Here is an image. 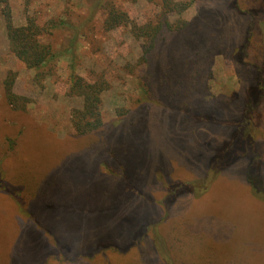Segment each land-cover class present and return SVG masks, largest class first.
Returning <instances> with one entry per match:
<instances>
[{"label":"rangeland","instance_id":"374dc122","mask_svg":"<svg viewBox=\"0 0 264 264\" xmlns=\"http://www.w3.org/2000/svg\"><path fill=\"white\" fill-rule=\"evenodd\" d=\"M174 1L190 7L179 17L168 15V21L173 28L179 21L188 25L161 31L149 56L146 40L131 33L130 22L107 30L105 20L113 6L137 26L156 24L163 21L162 0L10 1L15 27L28 18L42 28L53 21L43 41L59 54L41 79L11 53L0 8V173L12 193L0 192V264H32L41 254L43 264H68L55 255L54 244L71 247L66 258L73 260L82 255H76V245L88 248L104 238L111 245L83 252L86 258L76 263L264 264V201L251 195L244 162L222 173L200 197L178 194L166 202L165 190L204 177L208 156L231 134L224 122L233 115V93L237 101L258 70L264 72V0H235L233 9V0ZM192 31L199 34L195 38L218 33L222 41L226 38L209 62L199 94L200 111L214 116L218 125L195 126L168 110L174 102L170 88H180L174 81L163 83L158 72L162 67L187 72L183 66L193 52L186 38ZM71 72L89 83H106L103 126L92 135L79 136L71 125L72 111L82 107L80 98L68 95ZM10 74L14 94L26 99L24 110L12 109L5 100ZM260 111L255 141L264 182V104ZM135 113L147 126L129 133L126 126ZM115 136L128 163V181L121 187V167L92 146L106 138L111 144ZM91 146L99 171L85 155ZM49 183L45 194L51 204L30 206L35 190ZM154 223L175 237L167 262L153 242ZM30 232L41 237L32 241Z\"/></svg>","mask_w":264,"mask_h":264},{"label":"trees","instance_id":"16d2710c","mask_svg":"<svg viewBox=\"0 0 264 264\" xmlns=\"http://www.w3.org/2000/svg\"><path fill=\"white\" fill-rule=\"evenodd\" d=\"M10 1L12 0H0V8L2 9V16L5 22V30L7 39L9 42V48L11 53L21 61L28 69L34 70L37 73L39 79L44 78L46 75L45 71L50 67L52 62L56 59L59 53H55L56 50L50 45L43 41V38L48 33L52 31L53 26L50 21L49 25L46 27H39L34 19H26V24L24 26L15 27L12 23L11 11L9 8ZM28 5L33 0H19ZM235 6V0L229 5V9H233ZM98 6H94L90 9V19L95 15ZM190 7V4H185L182 2H176L174 0H162L163 9V21H159L156 24L148 23L143 26H137L133 22L129 21L125 14L117 12L113 6L107 13V18L105 20V26L107 30H112L120 26H127L131 23V33L136 37H140L146 40L147 47L145 48V56L150 54L151 50L155 47L158 34L161 31H181L186 29L187 22H178L173 28V24L167 19L168 15L181 16ZM226 10V11H229ZM200 33V31L198 30ZM198 32L192 31L187 39V45L192 50L193 55L186 62L183 68L186 69L184 74L176 71L173 67H162V71L158 72L161 74L160 78L163 83L167 81H174L175 85L180 89L170 88L172 93L170 97L174 102L171 104L173 111L176 114L184 115L191 120L192 124L198 126L200 124H210L218 125L220 124L214 116L208 115L200 111L201 100L199 94L201 91V86L203 82L208 79V68L209 62L216 52L220 49L224 41L219 38V33L217 36L202 37L194 36L199 35ZM202 35V34H200ZM73 43L71 45L73 46ZM72 54V49L68 51ZM162 55V54H161ZM159 58V55L152 56ZM162 61V60H161ZM165 64L168 61L163 60ZM264 72L262 69L258 70V74L254 76L253 85L247 88L243 94V97L238 99L237 93H233L232 98L236 103L234 105L233 115L231 119L224 122V125L230 129L231 134L227 139L214 150L210 156H208L206 162V171L204 177L198 181H184L178 184H171L166 190L169 201L170 196H176L178 194L191 195L193 197H200L211 183L216 180L222 173L226 172L228 169L238 164L239 162H244V181L247 186L250 187L251 195L259 201H264V182H263V161L259 153L258 146L255 141V134L259 131L261 125V111L262 105L264 104ZM14 85V75L10 76L4 82V96L7 104L14 110H24L26 107V99L17 96L13 92ZM106 83H89L85 81L82 77L75 75L71 72L69 76L68 85V95L80 98L82 101V107L79 110H73L71 113V125L75 133L79 136L92 135L95 132L101 130L103 126L100 105H101V94L106 90ZM145 99V97H144ZM200 100V101H199ZM143 101V100H142ZM137 117V118H136ZM147 126V122L138 116L130 115L129 124L126 126L127 132H135ZM253 132V135H252ZM39 143V140L37 142ZM113 143V145H112ZM112 143L110 144L107 138L100 144H93L92 146H97L104 154L109 156L118 166L121 167V176L117 181L118 187H121L128 181V163L123 160L122 152L119 149L120 141L117 136L113 137ZM18 146V145H17ZM89 148L86 157L91 161L92 167L97 169L96 160L93 155L94 148ZM31 150L29 153H32ZM28 153V152H27ZM28 153V154H29ZM34 154V153H33ZM98 170V169H97ZM99 171V170H98ZM3 173H0V192L7 194L12 197V193L6 188L7 185L4 182ZM48 189L51 184H46L43 187H38L34 194L33 199L30 202V206H35L37 208L46 207L47 203L51 204L50 200H47V195L45 194V187ZM125 188V186H124ZM126 189V188H125ZM46 195V196H45ZM53 200V199H52ZM54 201V200H53ZM55 202V201H54ZM172 202V201H170ZM57 203V199H56ZM16 209L18 207L16 206ZM155 224V223H154ZM152 225L153 229V242L162 252L164 260L167 262L171 260V255L167 253L172 250L171 239L175 238L171 235H165L162 232L160 226ZM39 233V232H38ZM40 234L35 232H30L29 237L32 241L38 237ZM102 242V241H101ZM108 245H111L110 238H104L103 243L100 245H94L91 247L78 246L76 245V255L82 252L80 257L75 259H67L68 253L72 251V248L66 246L65 244L53 245L54 253L60 259H66L68 264H77L86 258L83 252L95 253L106 249ZM159 251V252H160ZM45 252L44 255H46ZM35 254V253H34ZM170 255V256H169ZM43 258V254L38 257H34L35 261H30L32 264H43L38 262ZM180 259L176 262L178 263ZM77 261V263H76ZM204 264H211V261H205ZM218 262H216L217 264ZM221 263H224L222 261ZM11 264V263H10ZM13 264H28L27 260H16Z\"/></svg>","mask_w":264,"mask_h":264}]
</instances>
